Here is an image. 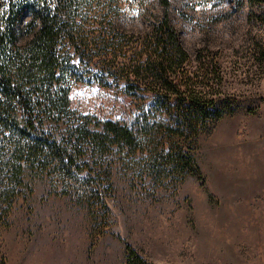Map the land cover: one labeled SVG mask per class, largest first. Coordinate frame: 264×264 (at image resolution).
Returning <instances> with one entry per match:
<instances>
[{
  "label": "rangeland",
  "instance_id": "obj_1",
  "mask_svg": "<svg viewBox=\"0 0 264 264\" xmlns=\"http://www.w3.org/2000/svg\"><path fill=\"white\" fill-rule=\"evenodd\" d=\"M171 2L190 57L170 75L198 99L195 108L166 105L156 93L168 85L129 78L125 60L102 84H76L70 103L92 125L112 119L190 151L202 178L161 185L128 160L103 196L108 207L79 202L50 176L27 180L12 206H0L10 213L0 224L7 264H133L130 251L145 264H264V22L251 17L248 0ZM126 4L120 27L139 41L152 31L159 0ZM183 121L200 125L191 131Z\"/></svg>",
  "mask_w": 264,
  "mask_h": 264
},
{
  "label": "trees",
  "instance_id": "obj_2",
  "mask_svg": "<svg viewBox=\"0 0 264 264\" xmlns=\"http://www.w3.org/2000/svg\"><path fill=\"white\" fill-rule=\"evenodd\" d=\"M144 1L0 0V206H12L23 182L50 176L57 190L79 202L108 207L103 196L111 197L114 171L128 160L161 185L172 178H202L190 151L112 119L92 125L70 103L76 84H102L125 60L129 78L168 85L156 93L166 105L191 111L198 104L170 75L174 68L184 70L190 57L173 27L171 0H159L152 31L143 39L134 41L121 29L122 3L135 7ZM248 1L251 17L263 23L264 0ZM148 123L144 118L142 128ZM182 123L191 131L200 125ZM9 216L0 209V224ZM128 254L130 263L145 264L135 252ZM0 264L7 261L1 258Z\"/></svg>",
  "mask_w": 264,
  "mask_h": 264
}]
</instances>
